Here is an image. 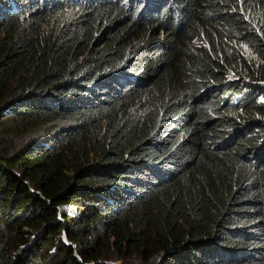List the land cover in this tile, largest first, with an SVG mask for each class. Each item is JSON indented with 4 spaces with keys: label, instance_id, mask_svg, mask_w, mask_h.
Instances as JSON below:
<instances>
[{
    "label": "trees",
    "instance_id": "16d2710c",
    "mask_svg": "<svg viewBox=\"0 0 264 264\" xmlns=\"http://www.w3.org/2000/svg\"><path fill=\"white\" fill-rule=\"evenodd\" d=\"M263 82L264 0H0V264H264Z\"/></svg>",
    "mask_w": 264,
    "mask_h": 264
},
{
    "label": "rangeland",
    "instance_id": "374dc122",
    "mask_svg": "<svg viewBox=\"0 0 264 264\" xmlns=\"http://www.w3.org/2000/svg\"><path fill=\"white\" fill-rule=\"evenodd\" d=\"M228 80L229 81H234L236 80L233 75L229 74L228 75ZM264 90V87H263ZM260 99L264 100V96L260 95ZM69 124L66 121L58 120L54 123H52V126L50 128H42L37 131V135L43 134V132L48 131L51 135L57 132L58 130H63L64 128L68 127ZM28 138H33L30 136V134L26 135ZM43 136L41 135L39 138H37V141H41ZM79 207L75 205L74 203H64L61 204L60 206L56 207V213H57V220L62 221L63 218H66V215L68 218L73 215ZM22 234L24 235L25 238V243H22L20 247L25 248V252H34L36 254L35 256V264H47V262L50 259H53V257H57V252H58V246H60V243L69 245L71 246L72 249H76V243L69 240L67 238V235L65 232H60L56 237H53L52 239H49L48 237L45 238V234L41 239L37 237L38 231L33 230L29 227H23L21 230ZM14 234L11 233H5L2 234V240L3 242H7L12 244L11 242L13 241L12 238L16 239ZM9 238V241L7 240ZM12 240V241H11ZM40 246V251L36 252V246ZM113 252V251H111ZM108 253V254H113V253ZM16 253V250L13 248L12 251L10 252V255H13ZM75 258L81 262L80 258L78 257V254H75ZM145 258L141 254H133V255H128L125 256L123 259L122 258H116V259H108V261L101 260L104 264H123L125 262L126 264H148L145 260ZM159 261V257H156L154 260H150V264H156V262ZM86 264H92L86 263Z\"/></svg>",
    "mask_w": 264,
    "mask_h": 264
},
{
    "label": "bare ground",
    "instance_id": "6f19581e",
    "mask_svg": "<svg viewBox=\"0 0 264 264\" xmlns=\"http://www.w3.org/2000/svg\"><path fill=\"white\" fill-rule=\"evenodd\" d=\"M261 84H263V85H264V82H263V83H261Z\"/></svg>",
    "mask_w": 264,
    "mask_h": 264
}]
</instances>
